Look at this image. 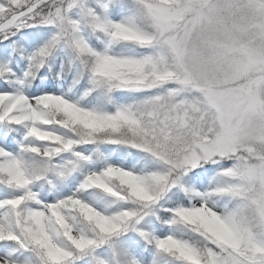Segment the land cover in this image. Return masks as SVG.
I'll list each match as a JSON object with an SVG mask.
<instances>
[{
    "label": "snow or ice",
    "instance_id": "snow-or-ice-1",
    "mask_svg": "<svg viewBox=\"0 0 264 264\" xmlns=\"http://www.w3.org/2000/svg\"><path fill=\"white\" fill-rule=\"evenodd\" d=\"M0 264H264V0H0Z\"/></svg>",
    "mask_w": 264,
    "mask_h": 264
}]
</instances>
